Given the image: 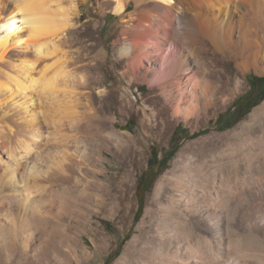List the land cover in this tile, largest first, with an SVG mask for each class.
Here are the masks:
<instances>
[{"label": "bare ground", "instance_id": "bare-ground-1", "mask_svg": "<svg viewBox=\"0 0 264 264\" xmlns=\"http://www.w3.org/2000/svg\"><path fill=\"white\" fill-rule=\"evenodd\" d=\"M87 1L0 0V264H80L117 248L107 229L94 233L92 226L94 253L80 246L62 255L65 234L61 245L54 242L63 211L54 213V189L84 182L94 152L81 132L71 154H51L50 143L76 122L80 97L91 98L99 79L89 73L107 71L109 62L119 69L130 95L118 98L117 108L128 109L143 133L126 136L121 207L111 181L104 183L106 165L82 183L107 197L102 214L116 219L123 235L133 223L134 172L147 136L166 144L181 121L193 135L205 131L249 89L250 75L264 78V0H103L104 21L111 14L119 22L112 54L101 49L92 63L86 60L98 44L84 46L81 37L99 43L101 23L81 24ZM144 84L147 96L132 92ZM102 138L120 140L111 130ZM136 232L113 264H264V102L235 129L181 148Z\"/></svg>", "mask_w": 264, "mask_h": 264}, {"label": "rangeland", "instance_id": "rangeland-1", "mask_svg": "<svg viewBox=\"0 0 264 264\" xmlns=\"http://www.w3.org/2000/svg\"><path fill=\"white\" fill-rule=\"evenodd\" d=\"M102 1L103 0H88L85 5L81 6V24L88 23L90 20L101 23V32L97 34V37L99 35L101 37L98 40L99 43H96L95 40L90 39V37H81L84 46H87L88 43V46L98 44L94 51L88 55L86 63L91 62L101 49L107 48L110 55L112 54L111 42L114 38L113 32L119 21L118 18L111 14L106 17V22L104 21V17L99 13V4ZM109 60L112 61L111 56ZM108 67L109 69L107 71H100L96 74L89 73V77L93 76L99 79L98 81H94L92 88L89 89L91 98L88 99L90 101L86 99V96L80 97V102L77 105L78 116L75 118L76 122L73 124H66L64 125L65 127L59 128L60 133L67 137L65 136L62 141L58 140L50 143V148L52 149H50V152L56 155V152L64 154L65 151H69V154H71L70 151L73 152V147L77 142V136L75 137L74 135L80 134L81 132L80 135L78 134V137L81 140L88 141L87 143L94 152L91 164L90 162L88 164L89 168L85 167L84 169L85 173L82 179L84 180V182H82L83 185H85L84 183L86 180L90 181V184L92 183V179L95 181L94 175L99 171L102 170L105 173L104 165H106L111 171L108 174L109 178L104 177V183L108 184L109 180L111 181L109 184H112L114 188L112 196L114 199L113 201L117 207H121V197L118 190L130 168L129 160L125 159L128 150L126 136L142 138L143 133L137 118L130 116L128 109L121 110L120 112V109L117 108L119 104L118 98L119 100H123L121 98L123 95L124 97L130 95L129 84L126 80H121L119 69H112L110 62ZM105 77L107 78L103 84L102 80ZM248 82L249 89L226 113H223L218 120H213L210 123L209 129L193 135L192 127L181 121L177 123L171 131L169 140L166 144L151 135L147 136L144 145L145 160L134 172L133 200L135 202V209L133 211V223L125 235L120 233L116 219L114 220V218L107 216L105 213L102 214V206H105L108 201L106 200L107 197L103 196L101 190H97L92 186L91 190L86 192L82 183L77 184V182H72L69 185H57L54 189V191L56 190L54 197L52 198L54 213L57 214L60 208L63 209V211L61 212L62 214L59 215L61 224L56 225V223H54V231L55 234H57L54 235V242L57 244L60 243L59 245H61V237H64V234L70 237V239L66 241L67 243L65 242L62 246V248H64L62 249V255H64V253L67 254L70 249L76 247L80 248V246H84L91 253H94L95 247L91 240L94 234L90 231L92 226L94 233L97 232L98 228L107 229L108 234L115 239L117 248L114 251L115 253H111L113 255L109 254L105 256V258L99 260L93 257L92 259L96 260L91 259L90 261H82L80 264H113L117 261L122 254L124 246L137 233L136 227L145 213L148 198L153 195L154 189L160 178L173 169V161L181 148L186 143L196 140L203 135H211V133L213 134L215 132L226 133L233 130V128L235 129L264 102V78L252 74L248 77ZM116 85L120 88L119 92H116L117 90L115 91ZM79 90L82 91L84 89L80 88ZM138 91L137 87L132 88V92L138 97H140V94L147 96L150 91L149 84H144L141 91ZM84 93H86V91H84ZM110 130L114 131L120 137L118 142L103 140V135ZM65 142H68L67 145ZM237 148L238 147L233 144L231 148L232 152H235ZM103 151L104 154L102 153ZM105 208H109V206ZM97 213L101 216L98 217ZM92 223L93 225H91ZM56 239L58 241L60 239L61 242L58 243ZM52 261L53 264H56L54 260ZM70 264L78 263L71 261Z\"/></svg>", "mask_w": 264, "mask_h": 264}, {"label": "snow or ice", "instance_id": "snow-or-ice-1", "mask_svg": "<svg viewBox=\"0 0 264 264\" xmlns=\"http://www.w3.org/2000/svg\"><path fill=\"white\" fill-rule=\"evenodd\" d=\"M0 27H2V26H0Z\"/></svg>", "mask_w": 264, "mask_h": 264}]
</instances>
